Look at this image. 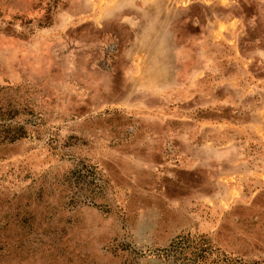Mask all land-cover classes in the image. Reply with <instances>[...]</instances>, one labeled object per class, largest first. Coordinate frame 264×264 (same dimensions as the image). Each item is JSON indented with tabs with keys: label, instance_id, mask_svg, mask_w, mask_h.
<instances>
[{
	"label": "rangeland",
	"instance_id": "374dc122",
	"mask_svg": "<svg viewBox=\"0 0 264 264\" xmlns=\"http://www.w3.org/2000/svg\"><path fill=\"white\" fill-rule=\"evenodd\" d=\"M264 263V0H0V264Z\"/></svg>",
	"mask_w": 264,
	"mask_h": 264
},
{
	"label": "trees",
	"instance_id": "16d2710c",
	"mask_svg": "<svg viewBox=\"0 0 264 264\" xmlns=\"http://www.w3.org/2000/svg\"><path fill=\"white\" fill-rule=\"evenodd\" d=\"M165 258L170 264H264L230 257L216 249L204 236L193 239L189 235L178 237L166 250Z\"/></svg>",
	"mask_w": 264,
	"mask_h": 264
}]
</instances>
